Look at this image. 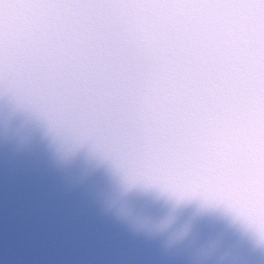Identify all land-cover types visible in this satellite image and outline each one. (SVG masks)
Returning a JSON list of instances; mask_svg holds the SVG:
<instances>
[{"label": "clouds", "instance_id": "9594fccd", "mask_svg": "<svg viewBox=\"0 0 264 264\" xmlns=\"http://www.w3.org/2000/svg\"><path fill=\"white\" fill-rule=\"evenodd\" d=\"M250 58L246 23L209 4L33 13L15 59L0 62V123L11 106L62 148L109 162L125 191L145 187L126 178L135 155L215 157L242 145ZM121 207L134 228L195 251L192 264H235L222 236L186 213L139 193Z\"/></svg>", "mask_w": 264, "mask_h": 264}, {"label": "snow or ice", "instance_id": "6c2138e0", "mask_svg": "<svg viewBox=\"0 0 264 264\" xmlns=\"http://www.w3.org/2000/svg\"><path fill=\"white\" fill-rule=\"evenodd\" d=\"M204 4L224 8L247 25L251 38L246 124L242 145L217 156L141 154L126 163L131 184L158 189L177 203L199 199L223 206L264 243V0H33L34 13L77 11L92 13L147 5L195 8ZM12 0H0V15ZM0 24V62L10 41ZM226 161V162H224ZM117 166H123L117 162Z\"/></svg>", "mask_w": 264, "mask_h": 264}]
</instances>
